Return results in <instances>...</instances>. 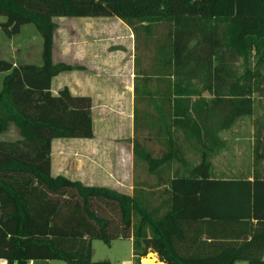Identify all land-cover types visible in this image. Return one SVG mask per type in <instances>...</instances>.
<instances>
[{"label": "trees", "instance_id": "16d2710c", "mask_svg": "<svg viewBox=\"0 0 264 264\" xmlns=\"http://www.w3.org/2000/svg\"><path fill=\"white\" fill-rule=\"evenodd\" d=\"M0 16L6 37L19 34L26 24L42 37L40 65L0 58L5 74L0 134L11 124L19 131L18 139L0 140V258L7 264L53 259L111 264L93 260L92 240L109 245L131 238L135 264L149 253L166 264H235L242 259L264 264V167L248 173L252 179L244 174L224 178L215 174L211 159L218 153L217 134L251 116L254 93L264 91V0H0ZM93 16L118 17L132 30L136 22L148 31L152 24L169 23L172 122L208 151L187 172L176 167L170 173L172 163H185L170 126L165 127L168 150L161 156L135 139V160L145 161L155 176L156 191L148 193L158 195L155 207L133 193L51 172L54 139L94 137L91 99L74 96L66 87L52 92L54 77L77 68L53 61L54 18ZM193 79L210 93L208 107L187 100ZM203 106L223 113L217 130L200 119ZM259 136L251 162L256 168L264 159V135ZM236 227L244 230V240L238 246L223 243Z\"/></svg>", "mask_w": 264, "mask_h": 264}, {"label": "crops", "instance_id": "0c3cea01", "mask_svg": "<svg viewBox=\"0 0 264 264\" xmlns=\"http://www.w3.org/2000/svg\"><path fill=\"white\" fill-rule=\"evenodd\" d=\"M3 20L0 19V21ZM54 21L57 29L54 34L53 61L55 63L64 62L77 68L54 77L52 92L57 94L66 87L74 96H85L91 99L94 137L54 139L51 149L52 175H63L85 185L105 186L132 194L134 188L132 184L130 186L129 177L132 178L135 162L134 102L138 86H135L134 42L129 38H126L125 42V34L133 32L126 23L114 16L55 17ZM22 29L23 26L21 31ZM119 31L122 35H119ZM40 39L41 44L38 45V49H35L33 43H28L23 49L16 48L15 45L14 47L6 45L10 47V51H3L0 45V58L12 60L15 64L40 65L42 63V37ZM4 77L5 74L0 73V92ZM130 100L133 105L129 109L123 104ZM126 123L129 125H125ZM128 126H130L129 137L126 136ZM12 128L19 134L15 126H10L9 130ZM122 128L124 130H121ZM158 134L160 136L161 132L159 131ZM167 139L168 137L165 141ZM147 144H151L150 138L144 137L143 146L146 149ZM172 166L174 170L170 173L175 171L176 161L172 163ZM244 175L252 179L250 175ZM234 176L241 178L240 175ZM124 186H129L130 191L123 190ZM227 234L231 237H224L223 243L238 246L244 240V230L241 228H233ZM250 237L249 235L247 240H250ZM119 239L111 241L109 248L113 249V243ZM125 239L128 242L118 244L110 252L111 257L103 260H108L111 264H135L132 239ZM154 258H156L155 255L150 253L141 258V263L145 264V259ZM55 260H31L27 264H61L59 261L62 260ZM157 263L166 264L159 259L152 264ZM0 264H7V260L0 258ZM235 264L250 263L242 259Z\"/></svg>", "mask_w": 264, "mask_h": 264}, {"label": "rangeland", "instance_id": "374dc122", "mask_svg": "<svg viewBox=\"0 0 264 264\" xmlns=\"http://www.w3.org/2000/svg\"><path fill=\"white\" fill-rule=\"evenodd\" d=\"M0 19L5 18L0 16ZM134 27V30L131 29L133 32L132 34L129 32L125 34V42L126 38L134 42L136 54L135 86H138V90L135 93L134 102L136 113L134 138L143 146L144 137H149L151 144H147V149L152 151L154 156H161L168 150L165 143L167 135L164 133L165 127L170 126L174 132L177 149L185 160V163L182 164L180 161H176V167L177 169L179 167L181 169L182 167V171L185 173L187 172L186 168L189 169L198 163L201 159V154L208 150L198 143L196 139L186 137L184 131L172 122L173 117L171 116L169 98L175 95L173 92L171 93L170 88L173 86L175 78L172 75V67L169 65V62H167L169 57L167 50L168 33L170 29L169 23L152 24L149 27V31L141 22H136ZM120 34L122 35L121 31H119V35ZM40 38V33L32 24L24 25L22 31L12 38H7L0 29V45L3 51H10V47H14L13 45H15L16 48L23 49L26 48L28 43H33L35 49H38V45L41 44ZM238 64L239 63H237V66ZM261 70L264 72V66ZM193 80L194 83L189 87L190 94L187 100H190L192 105L197 104V106L198 102L201 100L204 101L208 107V104H210L209 101L211 100L210 93L203 90V85L198 83L199 79ZM261 87L263 88V85H261ZM202 96L205 99H202ZM253 98V114L251 116L239 118L230 129L222 130L217 134L219 139V143L217 144L218 153L211 156L215 164L216 175L230 176L248 173L252 174L254 173V169L260 172L261 170L259 168L264 167V159L259 162L258 168H256L257 166L255 167V165L251 167L253 143L256 141L258 132L260 136L261 134L264 135V91L254 93ZM123 105L130 109L133 104L130 100ZM207 107H202L200 119L210 122V130H217L219 126L217 122L223 118V113L213 107L208 110ZM195 113L196 111L193 110L192 107L191 115L193 118L196 116ZM163 116H166V119H164ZM125 125H129V123ZM125 125L123 127H125ZM10 126L15 125L11 124ZM128 128V131H126L127 137L130 136V126H128ZM149 129L151 130L150 133ZM121 130L124 129L122 128ZM159 131L161 132L160 136L158 134ZM17 138H19V134L13 128L8 132L6 131L0 134V140H15ZM124 141L127 142L128 140ZM127 143L129 144L130 141ZM206 143L208 144V140H206ZM212 145L214 147V144ZM213 151H215V148L210 150V152ZM129 165L131 164L129 163ZM130 178L131 177H129L130 186L131 184L133 185L134 189L132 193L134 195L146 200L150 206L155 207L159 205L160 199L156 197L158 196L157 194L155 196L154 194L152 196L148 195L149 192L154 193V191H156V189L152 187L155 185L156 181L155 176L149 173L148 164L145 161L135 160L133 175L132 178ZM123 190L130 191L129 186H124ZM122 242L126 243L128 241L126 239H119L113 243V249H110L105 241L101 239L92 240L93 259L103 260L111 257L109 256L110 252L113 251L118 244H122ZM153 254L158 259V255L156 253ZM59 262H61V264H67L64 261Z\"/></svg>", "mask_w": 264, "mask_h": 264}, {"label": "bare ground", "instance_id": "6f19581e", "mask_svg": "<svg viewBox=\"0 0 264 264\" xmlns=\"http://www.w3.org/2000/svg\"><path fill=\"white\" fill-rule=\"evenodd\" d=\"M157 259L154 258V259H145L144 260V263L145 264H151V263H156ZM157 264H161V263H157Z\"/></svg>", "mask_w": 264, "mask_h": 264}]
</instances>
